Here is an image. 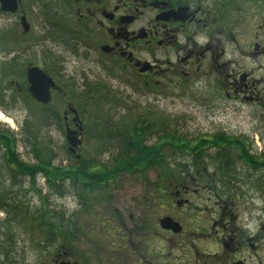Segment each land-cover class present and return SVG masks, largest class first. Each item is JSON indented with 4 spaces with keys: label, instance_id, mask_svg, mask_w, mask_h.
<instances>
[{
    "label": "flooded vegetation",
    "instance_id": "af4514ba",
    "mask_svg": "<svg viewBox=\"0 0 264 264\" xmlns=\"http://www.w3.org/2000/svg\"><path fill=\"white\" fill-rule=\"evenodd\" d=\"M18 2L16 12H4L1 6L0 12L8 19L14 16V21L21 27L22 18L26 17L30 29L23 32L27 35L33 29L32 13L24 6L23 0ZM35 5L40 25L46 31L44 39L56 45L58 56L57 62H51L50 69L41 68L56 83L48 104L60 110L67 142L68 136H71L80 143L75 151L69 144V153L79 155L80 148L91 135V124L97 125L104 141L102 145L111 150L109 146L112 144L107 140L117 143V139H122L121 134L111 132L113 126L138 116H132L128 109V103H133L132 94L139 89L167 94L170 84L178 85V82L182 83L181 79L204 78L215 93L225 92L228 98L241 97L264 112V0H35ZM249 59H254L257 66L249 68ZM69 66L72 69L68 70ZM69 75L84 77L88 82L92 77L93 85L87 83L84 88L88 87V92L97 94L99 99L102 97L104 102L75 103L71 98L73 87L61 84V77ZM216 101L214 103L217 104ZM96 105L103 106L104 111L109 106L112 110L115 107L127 112L120 113L116 119L113 114L112 119L105 112L106 116L101 121L96 115ZM92 110H95L94 114ZM260 116L264 121V114ZM163 122L164 132L167 127L169 131L165 117ZM121 127L127 130L125 124ZM198 178L184 174L181 184L174 186L173 192L172 185H168L170 188L167 187L169 190L163 195L173 201L170 205L175 202L176 208L168 214L158 213V225L154 183L147 185L146 201L141 198L147 212L137 216L136 211H131L133 225L123 232V247L131 249L135 264L168 263L164 261L165 257L155 256V234L161 231L172 235L184 234L187 222L183 219L190 216L189 213H179L178 217V209L190 205L185 195ZM116 185L117 182L111 181L109 191ZM212 189L222 202L218 212L210 220L197 218L201 224L210 222L205 227L208 231L202 229L198 233L201 238L215 244V249L209 248V256L221 259L223 262L220 264H248L247 256L254 251L260 264H264L260 257V251L264 249V245L260 244L264 237V210L262 214L241 220L231 206L235 202L233 197L226 196L229 191ZM92 200L89 198L86 203L89 217L93 214ZM107 200H110L109 197ZM112 211L119 213L118 208ZM165 216L180 224L179 233L160 226V220ZM122 221L120 218L117 222L123 229ZM89 223L92 221L89 220ZM116 232L108 234H112L114 239ZM93 233L99 235L95 230H87L84 236L90 237ZM206 247H209L208 244ZM76 250L70 244L54 245L50 248L47 264H88L90 258L86 253ZM11 251L8 247H0V264H11ZM108 251L114 264L133 263L120 261L118 251L112 247ZM203 263L216 264L210 261Z\"/></svg>",
    "mask_w": 264,
    "mask_h": 264
},
{
    "label": "rangeland",
    "instance_id": "374dc122",
    "mask_svg": "<svg viewBox=\"0 0 264 264\" xmlns=\"http://www.w3.org/2000/svg\"><path fill=\"white\" fill-rule=\"evenodd\" d=\"M23 1L24 6L28 10L30 9L32 13L30 19L33 29L27 35L24 34L21 25L14 21V16L8 19L0 12V112L5 118L11 120L6 122L5 118L0 117V125L5 129L14 131L16 136L20 138L18 143L16 142V150H18L21 159L34 163L36 160L31 155L32 146L23 140L28 133V131L23 130L24 121L30 116L34 107L32 101L24 100L19 90L28 86L27 69L30 64L50 69L51 62H57L58 56L56 45L52 41L44 39L46 31L40 25V19L37 15L39 11L35 5V0ZM247 64L249 68L257 66L254 65L256 64L254 59H249ZM11 66L17 70L16 73L18 74L14 73L12 79L9 77L4 79V72L11 71ZM70 69L72 68L69 66L68 70ZM10 80L14 82L9 84ZM61 80L63 86L73 87L71 98L74 99L75 103L81 102L80 104L84 103L83 105H85L92 101L104 102L102 97L99 99L97 94L94 95L88 92V87L84 88L87 83L93 85L92 77H89V82L84 77L74 78L70 75L61 77ZM193 80L184 81V79H181L182 83L178 82V85L170 84V87L167 88V94H162L161 91L146 92L145 89H139V92L131 96L133 103H128L129 112L132 116H135V114L138 116L143 115L153 123L161 121L165 117L168 119L171 133L188 139H197L202 136L209 137L218 132L228 135H243L246 137V145L250 148V154L257 155L264 164V121L260 116L264 112L255 104L246 103L241 97L232 96L228 98L225 92L215 93L206 84L204 78ZM111 82L115 83L114 80H111ZM215 99L217 104L214 103ZM214 105H217V107H214ZM97 107L96 115L101 121L106 116L105 112L108 113L110 118L113 114L114 119L119 117L120 113L127 112L126 109L122 108L114 107L115 109L112 110L108 106L104 111L103 106ZM94 112L95 110L91 111L93 114ZM90 126L92 127L89 128L91 135H88L78 154H82L87 162L104 163L108 167H112V156L117 155L118 149L110 147L111 150H109L106 145H102L101 131L97 129V125L91 124ZM20 132L22 134H19ZM39 135L41 143L48 145L54 152L53 164H61L62 167L66 168L70 167L68 164L74 162V157L67 155L69 143L64 127L55 125L42 128ZM155 140L156 136L152 134L145 143L147 145L154 144L156 143ZM165 155L167 161H169L168 163H170V147L168 145L165 149ZM1 158L2 152H0V167L2 165ZM244 165L249 175L242 173L243 175L239 180L231 183L230 188L232 189L230 191L232 192L226 195L229 198L233 197L235 202L231 206L241 220L249 218L250 215L255 217L259 213L262 214V210H264V167L256 170L248 164ZM159 175L160 168L147 170V181L139 174H121L114 181L118 185L113 186L110 190V200L100 201L99 204L92 200L93 214L90 217L87 215L85 205L80 202L74 190H70L69 193L61 196L49 190L47 180L44 177L38 176L36 178V186L31 184L29 178H25L22 181V186L16 183L20 188L17 187L12 192L16 195L14 198L19 201L18 206L13 208L12 212H10V209L8 211L0 209V247H8L14 251H11L10 254L11 264H47L50 261V248L63 241L61 235L58 237L57 234L56 238H53V232L44 229L42 231L41 228L35 226L36 223L32 219L28 218L30 215L40 213L45 207L41 196L49 195L48 203L56 212V218L53 221L61 222V216H64L67 223H70V229L72 228L71 231L75 232L76 237L71 238L69 243L75 246L76 251L86 253L90 258L88 264H114L108 256L111 254L108 251L109 247L118 251L117 257L120 261L126 260V263H132L131 249L123 247V232L126 228L130 229L131 224L133 225L130 218L131 211H136L137 216L147 212L146 207L141 202L142 197L146 201V182H158ZM5 178H7V175ZM260 181L263 183L260 184ZM1 184V186L10 187L13 185V180L8 179L5 181L3 178ZM179 184H181V180L172 184V192L175 190L174 186ZM190 187L189 193L185 195V198L189 199L190 205L178 209V217H180L179 213H189L188 216H190L183 219L187 222L184 234L172 235L164 231L156 232L154 240L155 256L165 257L166 260L164 261L168 262L166 264H202L206 261L220 264L223 262L221 259H214L208 254L209 248L215 249V244L198 236L202 229L207 230L205 228L206 224L210 222L206 221L201 224L197 218L202 217L210 220L215 216L222 202L213 193L212 188L220 190L224 187H221L215 176L209 174L206 178L199 177L193 181ZM38 188L42 189V195L39 194ZM102 192H98V194ZM174 203L169 206V202H165L159 209L160 213H170L172 208L173 210L176 208ZM115 208H118V214L112 211ZM27 212L29 216H24V213ZM155 216L158 225L160 216L158 217L157 213ZM120 218L123 220V229L119 227L117 222L120 221ZM89 220L92 221L91 224ZM90 225H93V227H89ZM119 229L122 230L118 231ZM87 230H95L99 235L93 233L90 237L84 236V232ZM110 231H117L114 233V239L111 238L112 234H108ZM9 233H11L10 236ZM163 234L165 236H162ZM113 243L114 245H112ZM206 244L209 247H206ZM260 244L264 245V237ZM260 253V257L264 261V249ZM247 258L248 264H260V260L256 257L254 251L250 252ZM132 264H135V261Z\"/></svg>",
    "mask_w": 264,
    "mask_h": 264
},
{
    "label": "trees",
    "instance_id": "16d2710c",
    "mask_svg": "<svg viewBox=\"0 0 264 264\" xmlns=\"http://www.w3.org/2000/svg\"><path fill=\"white\" fill-rule=\"evenodd\" d=\"M11 67V71H3L4 79L8 77L12 79L14 73L18 74L16 73L17 70L13 66ZM12 82L14 81L10 80L9 84H12ZM28 86L19 90L24 100L32 101L34 107L30 116L24 121L23 130L28 131V133L23 140L32 146L31 155H33L32 158H35L36 162L32 163L21 159L18 150H16V142L18 143L20 138L16 136L14 131L5 129L0 125V152H2L0 209L2 210L8 211L10 209V212H12V209L18 206L19 201L14 198L16 195L12 192L19 187L18 184L22 186V181L25 178H29L31 184L36 186V178L42 176L47 180L49 190L61 196L66 195L70 190H74L87 210L86 203L89 198L94 199L97 203L107 200L110 192L109 183L115 181L119 175L123 173L139 174L147 181V170L160 168L159 181L154 183L155 214H158L160 213L159 209L165 202H169V206H171L170 199L163 195L165 191L169 190L168 185L182 181L184 174L196 175L202 178H206L207 174L215 176L221 187L223 186L225 190L227 189L231 193V183L239 180L243 174L249 173L244 164H248L256 170L264 167L257 155L250 154V148L246 145V137L243 135H228L218 132L209 137L202 136L197 139H188L171 133L168 131V127L164 132V119L153 123L143 115L134 119L122 120L121 122L127 126V130L121 127L122 124L120 123L113 126L111 132L121 134L120 138L122 139L120 141L117 139V143L113 140L110 143L107 140V143L112 144L113 148L121 149V153L112 156V167H108L104 163L87 162L82 154L76 156L68 151L67 155L74 157V162L68 164L70 167H62L61 164L55 165L53 164L54 152L48 145L41 143L39 132L40 129L50 126L63 127V117L60 110L53 108L50 104L41 106L35 102L28 91ZM97 106L95 107L96 111ZM166 124L169 126L168 119ZM152 134L156 136V143L147 145L145 142ZM132 139L135 140L132 141ZM167 145L170 147V163H168L169 161H167L165 155ZM92 168L94 170H91ZM4 169L5 171H3ZM6 175L7 178H5ZM3 178L5 181L8 179L13 180V185L10 187L1 186ZM261 182L259 183L261 184ZM146 185L150 186L152 184L148 181ZM37 190L42 195V189L38 188ZM101 191L103 192L98 194ZM41 199L45 207L40 213L29 216L27 212L24 213V216H29L28 218L32 219L36 223L35 226L41 228L42 231L44 229L53 232V238H56L57 234L58 237L61 235L63 241L59 244H70V239L76 237L75 232L71 231L72 228L70 229V223H67L64 216H61V222H54L56 212L48 203L49 195L41 196ZM19 215L21 216V213ZM10 235L11 233H9Z\"/></svg>",
    "mask_w": 264,
    "mask_h": 264
},
{
    "label": "water",
    "instance_id": "95a60500",
    "mask_svg": "<svg viewBox=\"0 0 264 264\" xmlns=\"http://www.w3.org/2000/svg\"><path fill=\"white\" fill-rule=\"evenodd\" d=\"M1 10L4 12L14 13L19 8L18 0H0ZM22 27L25 32L29 31L30 24L26 17L22 18ZM27 79L29 82V92L31 96L39 103L47 105L52 100L51 90L56 86L54 79L38 66H30L27 70ZM68 136V142L73 151L80 144ZM160 226L165 230H171L174 233L181 231V226L170 216H165L160 220Z\"/></svg>",
    "mask_w": 264,
    "mask_h": 264
},
{
    "label": "bare ground",
    "instance_id": "6f19581e",
    "mask_svg": "<svg viewBox=\"0 0 264 264\" xmlns=\"http://www.w3.org/2000/svg\"><path fill=\"white\" fill-rule=\"evenodd\" d=\"M0 117H1V118H5L4 115H3L1 112H0ZM5 121H6V122H10L11 120H10V118H7V117H6V118H5Z\"/></svg>",
    "mask_w": 264,
    "mask_h": 264
}]
</instances>
